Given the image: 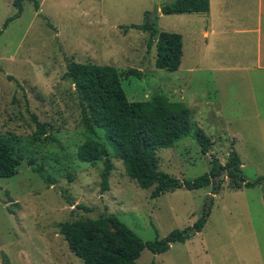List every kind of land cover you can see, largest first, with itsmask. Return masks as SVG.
<instances>
[{
	"label": "rangeland",
	"instance_id": "rangeland-1",
	"mask_svg": "<svg viewBox=\"0 0 264 264\" xmlns=\"http://www.w3.org/2000/svg\"><path fill=\"white\" fill-rule=\"evenodd\" d=\"M13 1L0 0V131L21 138L23 158L17 174L0 178V264H82L58 224L108 213L144 241L163 238L174 229L192 226L210 194L209 215L200 231L162 253L145 247L136 263L264 264V179L233 190V180L224 170L208 186L181 187L153 198L152 188H140L126 175L122 162L112 158L109 189L102 190L103 162H81L76 155L88 135L80 123L74 86L65 77L69 61L112 65L123 77L128 100L162 93L182 101L191 111V122L203 124L200 127L210 136L199 118L207 104L206 119L218 116L209 154H202L196 138L189 135L155 151L159 169L180 180L194 179L210 171L211 155L224 164L235 150L242 162L241 176L254 182L261 178L257 170L263 166L264 147L257 143L253 155L252 144L263 137L251 114V81L235 78L245 74L250 79L251 72L219 70L203 55L191 58L188 25L156 9L173 0H36L38 9L34 1L22 0L20 16L4 26L17 11ZM147 18L157 31L181 34L183 56L176 71L156 68L149 32L127 27ZM129 68L140 75L125 76ZM221 102L230 114V130L240 135L236 145L235 136L220 127L224 114L211 106L219 103V110ZM33 116L45 123L48 139H34ZM37 166L51 178L50 185L34 171Z\"/></svg>",
	"mask_w": 264,
	"mask_h": 264
},
{
	"label": "trees",
	"instance_id": "trees-1",
	"mask_svg": "<svg viewBox=\"0 0 264 264\" xmlns=\"http://www.w3.org/2000/svg\"><path fill=\"white\" fill-rule=\"evenodd\" d=\"M34 1L35 8L39 3ZM22 0H14L16 13L9 17L4 26L19 17ZM209 0H174L161 7L162 14L206 13ZM146 16L148 12L145 13ZM132 27L149 32V43L155 42L156 68L176 71L183 55V40L180 33L157 31L148 18ZM140 75V71L129 68L125 76ZM74 86V93L80 109V123L87 133L86 140L76 151L81 162L95 164L103 162L100 171L101 189L108 190V179L113 168L112 158L120 160L126 175L142 189L151 190V197L174 191L178 188L188 190L208 186L212 179L225 170L232 178L234 189L251 187L263 179L254 182L245 181L241 176V160L232 150L222 164L219 158L211 155L210 171L194 179H182L161 171L155 151L172 146L175 141L193 135L202 154H209L213 145L212 138L198 125L191 122L189 107L182 101H172L162 93L154 94L150 99L130 101L122 86L123 77L119 70L107 64L81 63L69 61L65 72ZM10 79L12 77H9ZM36 124L35 140L48 139L45 136V123L33 116ZM21 138L15 133L0 131V178H8L18 173L23 153ZM29 163H33L32 160ZM34 171L51 184L41 167ZM237 176L241 177V181ZM220 183L214 184V191ZM214 193V192H213ZM209 211L192 225L183 229H174L163 238L155 237L144 241L134 233L117 215L102 214L97 218L74 219L60 222L59 232L69 249L82 264H137L142 250L146 247L153 253L167 251L171 244L184 242L195 232L202 229ZM152 264V263H150Z\"/></svg>",
	"mask_w": 264,
	"mask_h": 264
},
{
	"label": "crops",
	"instance_id": "crops-1",
	"mask_svg": "<svg viewBox=\"0 0 264 264\" xmlns=\"http://www.w3.org/2000/svg\"><path fill=\"white\" fill-rule=\"evenodd\" d=\"M161 7L157 5L156 9L160 10ZM171 15L176 19L184 20L188 25L189 33H191L189 34L190 38L188 36L191 58L195 57L196 60H199L203 55L204 58L211 59V64L219 66V70L239 73L241 71L251 72L250 79L245 74L236 75L235 78L251 81L249 94L252 102L251 114L253 117H257L256 125L260 136L263 137L261 138L262 142L253 140L252 151L255 155L257 143H262L261 145L264 147V0H209V9L206 13ZM216 58L218 60H215ZM221 103L222 110L221 108L218 110L219 103L211 104V106L215 113L224 114L223 126L218 125L227 135L229 132L235 136L234 145H236L240 135L238 132L230 130V114L225 110V102ZM204 110L201 112L203 115L200 114L199 118L204 121L206 127L204 128L210 132V137L214 141L213 132L215 131L213 128L218 116L213 115V118L209 116L210 120H207L206 117L209 115L207 104ZM199 111L200 107L197 108V113ZM221 114L219 115L221 116ZM197 125L203 126L200 122ZM260 160L263 162L264 157H261ZM257 171L259 176L264 179V162L262 169ZM258 184H262V182ZM243 187L233 190H241Z\"/></svg>",
	"mask_w": 264,
	"mask_h": 264
},
{
	"label": "water",
	"instance_id": "water-1",
	"mask_svg": "<svg viewBox=\"0 0 264 264\" xmlns=\"http://www.w3.org/2000/svg\"><path fill=\"white\" fill-rule=\"evenodd\" d=\"M159 14H161V12H159ZM223 173H224V170L220 173V175H223ZM237 178H238L239 181H241V177L237 176ZM212 197H213L212 194H210V195L208 196L207 204H206V207H205V210H206V211H209V205L211 204Z\"/></svg>",
	"mask_w": 264,
	"mask_h": 264
}]
</instances>
